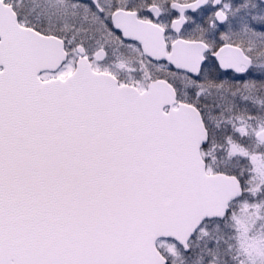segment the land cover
I'll return each instance as SVG.
<instances>
[{"label":"snow or ice","instance_id":"6c2138e0","mask_svg":"<svg viewBox=\"0 0 264 264\" xmlns=\"http://www.w3.org/2000/svg\"><path fill=\"white\" fill-rule=\"evenodd\" d=\"M0 264H264V0H0Z\"/></svg>","mask_w":264,"mask_h":264}]
</instances>
